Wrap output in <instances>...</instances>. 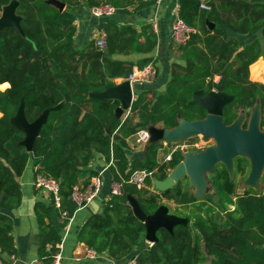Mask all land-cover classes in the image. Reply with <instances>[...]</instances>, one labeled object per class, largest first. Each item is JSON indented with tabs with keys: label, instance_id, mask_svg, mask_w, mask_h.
Instances as JSON below:
<instances>
[{
	"label": "trees",
	"instance_id": "1",
	"mask_svg": "<svg viewBox=\"0 0 264 264\" xmlns=\"http://www.w3.org/2000/svg\"><path fill=\"white\" fill-rule=\"evenodd\" d=\"M12 1L0 0V11ZM15 1L22 31L15 26L0 30V89H4L0 90V255L16 252L14 220L6 210L22 204L20 177L29 162L35 176L47 175L60 185V208L52 196L49 202L34 205L39 262L50 264L62 241L51 215L61 216L62 210L74 214L70 199L73 187L87 185L99 174L91 162L101 154L109 164L112 181L120 183V193L110 192L103 211L92 213L84 221L77 233L79 242L115 260L135 255L136 264H204L207 259L209 264H264V189L258 192L249 187L237 195L236 180L223 163L210 175L215 194L207 193L203 198L192 193L187 176L164 191L139 189L129 182L135 172L146 171V186H153L154 180L170 174L184 153L177 148L161 162L163 140H155L130 157L128 142L143 127L169 129L177 126L180 118L204 119L207 111L189 104L194 91L204 87L235 95L224 110L226 125L237 117L238 107H251L257 101L264 119V84L250 79V66L264 58V0H220V4L214 0L206 2L209 9L201 7L202 0H179L180 16L197 31L177 46L181 61L171 62L165 89L139 92L128 115L120 118L115 113L118 101L89 97V93L116 85V79L127 78L134 66L155 60L150 56L124 60L114 55L150 52L157 45L156 34L149 25L139 32L133 24L101 22L108 48L96 58L94 40L82 47L75 42L74 7L85 1L90 7L111 4L117 12H127L129 4L144 7L152 1L59 0L65 4L63 10L49 0ZM222 24L228 28L220 27ZM229 31L254 38L241 41ZM21 98L29 122L45 109L54 108L31 151L21 144L25 133L11 121ZM247 162V157L237 156L235 174H245ZM129 194L147 214L166 204L171 213L189 221L176 225L173 232L160 228L158 240L149 243L145 224L133 214L128 202ZM63 219L62 226L69 221Z\"/></svg>",
	"mask_w": 264,
	"mask_h": 264
},
{
	"label": "crops",
	"instance_id": "2",
	"mask_svg": "<svg viewBox=\"0 0 264 264\" xmlns=\"http://www.w3.org/2000/svg\"><path fill=\"white\" fill-rule=\"evenodd\" d=\"M205 2L214 0H204ZM217 4H220V0H215ZM74 12L76 14L75 26L76 35L75 42L78 46H84L91 40H95L99 33L102 31L99 24L108 20H114L118 24H133L139 32L143 30L145 25H149L151 29L155 32L157 38L156 47L146 53H131L130 55H114L115 58H120L124 60H139L145 57H153L156 61L158 67V74L155 80L150 83L137 82L133 83V98L135 99L137 94L144 90H156L163 91L166 87L167 81L170 76V64L174 61H181L179 59V51L177 46L174 45L172 39V26L173 22L179 12V0H162L160 3L152 2L144 7H137L136 3L129 4L127 6V12H116L113 16L96 18L91 14L90 6L85 1H82L79 5L74 7ZM221 14L224 13L222 8H219ZM220 27H226L224 24ZM230 35L245 42H250L253 36L244 33H238L229 31ZM258 61L262 62V57ZM250 66V72L253 79L257 78L252 67ZM125 78H117L116 82L120 83ZM256 80V79H255ZM134 84H138V90ZM9 87V86H8ZM126 113L124 116H126ZM2 113L0 112V116ZM158 127H161L157 125ZM242 127V125H241ZM130 139H134L130 143ZM129 145L131 147L129 156L132 157L134 154L141 152L145 145H137L135 143V136L131 135L128 138ZM166 145V142H164ZM171 154V153H170ZM170 154L160 161L163 162L169 158ZM91 167L102 172V176L109 171L108 163L105 161L101 154H96L91 162ZM34 166L31 161L29 166H27L24 174L20 177V182L23 191V201L22 204L15 209H7L6 212L11 215L14 220V242L16 247V252L14 254L2 253L0 257L5 261L14 260L15 264H30L33 261H39V227L34 211V205L38 201L49 202L50 196L47 192L37 188L34 185ZM109 184L102 187L101 193L88 205L76 210L74 213L72 221L61 225L63 222V217L58 213H53L51 219L53 220L56 228L62 233L63 242V259L61 264H125L128 257L121 260H115L111 258L107 253L101 254L98 260H91L85 257V251L87 249L86 244L79 242L77 239V233L84 221L95 212H102L104 207V201H106L111 192L112 175H108ZM150 192H155V186H146ZM196 189V187H195ZM205 190V189H204ZM202 190L200 195L196 197L202 198L205 191ZM197 192V190H196ZM171 207L173 206L169 203ZM170 211V210H169ZM171 212V211H170ZM49 248V247H48ZM12 256H14L12 258Z\"/></svg>",
	"mask_w": 264,
	"mask_h": 264
},
{
	"label": "water",
	"instance_id": "3",
	"mask_svg": "<svg viewBox=\"0 0 264 264\" xmlns=\"http://www.w3.org/2000/svg\"><path fill=\"white\" fill-rule=\"evenodd\" d=\"M60 10L65 8V4L59 0H49ZM17 2L13 0L4 6L0 17V30L7 26H15L22 31L21 17L16 13ZM214 26V23H212ZM93 56L96 58L103 56V51L97 49ZM89 97L100 100H116L119 106L116 108V117L120 118L126 113L128 115L133 103V88L129 80H124L116 85L109 86L102 91H91ZM235 98L234 94L224 91L210 90L207 87L194 91L190 105H199L207 111V116L199 120H187L180 118L177 126L169 129L156 125L147 126L150 138L147 143L155 140H165L169 143L184 140L192 135L203 134L205 137H213L217 141V146L210 147L204 152L195 155L185 156L184 159L174 167L165 179L154 180V186L159 191L167 190L177 184L183 177L190 172L202 169L201 178L204 182L202 186H197L191 176V184L196 187V195L205 189L206 183L203 173L212 168L216 163L223 162L229 169L230 174L233 157L236 155L249 156L252 163L249 175L250 184L260 178L264 167V129L261 131L258 123V109L255 108L252 120L247 129L241 127V119L232 124L226 125L223 121V112L227 104ZM54 108L45 109L33 122H29L25 113V101L21 98L16 114L11 118L12 123L25 133V139L21 142L28 151L33 148V143L38 137L43 124L47 121L50 111ZM178 131V133H177ZM177 133V135H176ZM176 135V136H175ZM146 143V144H147ZM145 144V145H146ZM128 202L133 214L145 224L146 241L154 243L158 240L157 231L165 228L170 232L176 225H187L189 219L171 213L166 204L160 205L152 214H147L140 203L133 195H128Z\"/></svg>",
	"mask_w": 264,
	"mask_h": 264
},
{
	"label": "built area",
	"instance_id": "4",
	"mask_svg": "<svg viewBox=\"0 0 264 264\" xmlns=\"http://www.w3.org/2000/svg\"><path fill=\"white\" fill-rule=\"evenodd\" d=\"M154 3H160L162 0H150ZM201 7L209 9V5L202 0ZM91 14L96 18L110 17L113 16L117 11L116 7L111 4H100L90 7ZM197 29L188 24L179 14L176 16L173 26H172V39L176 45L185 44L191 37L193 33H195ZM95 46L97 49L102 50L103 52L107 50V33L105 31H101L97 38L95 39ZM158 68L156 61H150L142 67L134 66L132 72L129 76L124 80H129L131 85L137 82L150 83L157 77ZM135 143L137 145H145L150 138V132L147 127L140 128L135 134ZM170 157V156H169ZM113 162V159L111 163ZM109 167V164H108ZM148 177V173L144 170L135 172L129 182L135 184L137 188L141 189L145 187V181ZM34 185L47 192L49 196L53 197L54 204L57 208L61 207V196H60V185L58 181L52 177H49L44 174H38L34 178ZM103 187V178L102 172L91 177L89 183L87 185H79L76 184L73 187L70 199L72 204L75 206L76 210L88 205L91 201H93L102 191ZM111 193L119 194L120 193V183L113 182L111 185ZM74 212V213H75ZM61 216L63 218H69V221H72L73 216H70L68 211L62 210ZM59 250L54 255L53 261L50 264H61L63 259V242L58 244ZM14 256H12L13 258ZM85 257L91 260H98L101 257V254L96 250L87 247L85 251ZM0 264H15L14 260L5 261L0 257ZM30 264H40L38 260L31 262ZM125 264H136V256L133 255L129 257Z\"/></svg>",
	"mask_w": 264,
	"mask_h": 264
},
{
	"label": "rangeland",
	"instance_id": "5",
	"mask_svg": "<svg viewBox=\"0 0 264 264\" xmlns=\"http://www.w3.org/2000/svg\"><path fill=\"white\" fill-rule=\"evenodd\" d=\"M3 10L0 11V17L2 16ZM95 41V40H94ZM174 43V42H173ZM174 45H176L174 43ZM178 46V45H176ZM78 47H82V46H78ZM253 71L255 74H259V76L255 75L258 80H260L262 82V80L264 79V58H262V62L258 61L257 63H255L252 67ZM251 75V72H250ZM256 79V78H255ZM134 86L136 87V91L138 90V84H134ZM0 90H4V89H0ZM248 112H252V108L250 109V111ZM246 111L245 109H240L239 114H245ZM264 128H262L263 130ZM134 139H130V143L133 142ZM164 142H166V145H164L161 153H160V157L162 160H164L172 151H174L177 148L182 149L183 153L185 154V156L188 155H195L198 154L200 152H204L205 150H207L210 147H215L217 146V141L213 138V137H205L203 134H196V135H192L184 140H180V141H175V142H167L163 139V144ZM167 160V159H166ZM233 162V161H232ZM31 163V161L29 162V164ZM222 163V162H221ZM28 164V166H29ZM216 163L212 168L206 170L203 173V177L205 178V183H206V187H205V193L203 195V197L207 194V193H211V194H215L213 187L210 184V175L215 171L216 167H217ZM231 168V175L235 178L236 180V194H241L244 192V190H246L247 188L253 186L256 191L261 192L264 189V167L261 173V177L258 178L254 184H250L249 182V171H250V167L248 168V171L243 174V173H239V174H234L233 171V163ZM171 172V171H170ZM110 170L105 173L102 178H103V187L107 186L109 184V180H108V175L110 174ZM249 174V175H248ZM188 177V181L190 184V188L192 193H196V189L195 187L191 184V180H190V176L187 175ZM146 181H145V185H146ZM154 184V182H153ZM202 197V198H203ZM174 207V204L171 203ZM231 208H234L233 206H231ZM170 211L173 212L172 209H170ZM202 247L203 250L205 251V247L204 244L202 243ZM210 260L207 259L204 261V264H209Z\"/></svg>",
	"mask_w": 264,
	"mask_h": 264
},
{
	"label": "flooded vegetation",
	"instance_id": "6",
	"mask_svg": "<svg viewBox=\"0 0 264 264\" xmlns=\"http://www.w3.org/2000/svg\"><path fill=\"white\" fill-rule=\"evenodd\" d=\"M263 58V57H262ZM250 79L252 80V81H257V82H261L260 80H258V78H256V80L255 79H253V77L250 75ZM261 83H263L264 84V79L262 80V82ZM235 99V98H234ZM234 101V100H233ZM232 101V102H233ZM226 107V106H225ZM252 108V112H248V111H250V109ZM255 108H257L258 109V123H259V128H260V130L262 131V128H264V119L262 118V111H261V107H260V103L257 101L256 103H255V105H253V106H251V107H247V106H240V107H238V109H236V112H237V117L234 119V121L233 122H235L236 120H238V119H241V125H242V128H244V129H247L248 128V126H249V124H250V121L252 120V116H253V114H254V110H255ZM240 109H245V111H246V113L245 114H239V111H240ZM224 110H225V108H224ZM223 114H224V112H223ZM232 122V123H233ZM231 123V124H232ZM237 156H245V157H247L248 158V162H247V165H246V167H247V170H248V168L250 167V171H249V174H250V172H251V168H252V163H251V159H250V157L249 156H246V155H236V156H234L233 157V171H234V174H235V161H236V157ZM219 163H221V162H218V164ZM223 163V162H222ZM217 164V165H218ZM224 164V163H223ZM227 167V166H226ZM228 168V167H227ZM229 170V169H228ZM230 173V172H229ZM239 174V173H238ZM248 174V175H249ZM261 177V176H260ZM234 178V177H233ZM190 185V184H189ZM251 187H253V186H251ZM245 191V190H244ZM237 193V192H236ZM242 194V193H241ZM195 195V194H194ZM237 195H240V194H237ZM196 196V195H195ZM234 207V206H233ZM232 209H234V208H232Z\"/></svg>",
	"mask_w": 264,
	"mask_h": 264
},
{
	"label": "bare ground",
	"instance_id": "7",
	"mask_svg": "<svg viewBox=\"0 0 264 264\" xmlns=\"http://www.w3.org/2000/svg\"><path fill=\"white\" fill-rule=\"evenodd\" d=\"M177 133H178V131H177ZM177 133H176V135H177ZM201 171H202V169H197V170H193L190 172V176H191L193 182L199 187L202 186V184H204V182L201 178Z\"/></svg>",
	"mask_w": 264,
	"mask_h": 264
}]
</instances>
